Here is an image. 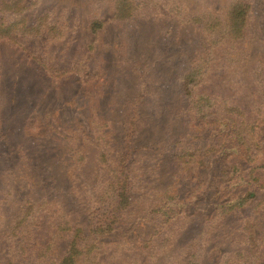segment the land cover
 <instances>
[{
  "label": "rangeland",
  "instance_id": "1",
  "mask_svg": "<svg viewBox=\"0 0 264 264\" xmlns=\"http://www.w3.org/2000/svg\"><path fill=\"white\" fill-rule=\"evenodd\" d=\"M238 1L8 0L0 259L58 264L68 250L75 264L264 259V0H245L242 37L216 31ZM235 160L254 168L256 195L224 213ZM31 203L24 252L12 232ZM168 204L179 211L169 219Z\"/></svg>",
  "mask_w": 264,
  "mask_h": 264
},
{
  "label": "trees",
  "instance_id": "2",
  "mask_svg": "<svg viewBox=\"0 0 264 264\" xmlns=\"http://www.w3.org/2000/svg\"><path fill=\"white\" fill-rule=\"evenodd\" d=\"M7 3H8V0H1L0 1V13L5 12V10H3V7L5 8ZM251 6L252 5L249 1L247 2L245 0H239L237 3H235L233 5V7L229 13V23L225 27H223L222 22H220L219 19L216 18L217 19V22L215 23L216 31L224 33V31L227 30L228 34H230L231 36L233 35L235 38L242 37L243 33H244L243 32L244 27H246V24H247L246 19L248 16V12L250 11ZM22 14H23V17L21 19H23V21H24L23 27L24 26L30 27V24H27V21L29 22V20H28L29 14H27V12L25 13V11L22 12ZM32 24H35V23H32ZM34 27L37 28V30H39L40 25H37V26L32 25L31 26V28H34ZM99 27H100V21H95L94 22V28H99ZM9 32H10V27H8V22L6 21V19L3 16L0 15V44H1V40L5 38V36H6L5 34H8ZM23 51L27 52V55L29 56V58H31L33 61L38 63L39 67L40 66L46 67L45 63L42 60H39L38 58L34 57L30 53L29 50L23 49ZM48 66L53 68L52 65L48 64ZM1 70H2V66L0 64V84L2 82ZM60 70H62V69L60 68ZM63 74H65V73H63ZM189 84H190V80L188 79V81L187 80L185 81V88L188 90V93H190L193 90V86H194V85L189 86ZM202 97H205L208 100L211 99L210 96H208V95H203ZM251 125H252V129L254 131V134L257 137L256 140H259V133L261 131L260 126L253 124V123ZM5 137H6V134H5V130H4L3 121L0 118V144H2ZM237 138L240 140L242 139L240 137V135H238ZM247 156L249 157L248 152H247ZM240 161L241 160H235V163H236V170H235V174H234L235 177L232 178L230 184L227 186L229 196L227 198H225L223 201H221V205L223 206L222 208H223L224 213L228 212L231 209H234L235 207H240L244 203L243 201H247L248 199H250L256 195L255 185H256L258 177H257V175L254 174V168L246 167V164L240 163ZM233 184H236L235 185L236 187L232 188ZM232 190L233 191L237 190V191L233 192ZM117 193L118 192H116V190H115L114 194H113V197H114L113 200L120 197L119 203L122 205L121 210L125 209L127 207L128 203L124 202L125 199L123 197H121V194L118 197H116L118 195ZM44 204L51 205L47 201H44V202H42V204H40V206L44 205ZM228 204H230L231 206L226 208ZM173 206L174 205L168 204L166 209L164 210V211H166V215H167V217L166 216L165 217L168 219H169V217L175 216L179 212ZM35 209L36 208L34 207V204L31 203V206H29L26 210L25 216L21 220H19V222L16 224V226L14 228V231L12 232L13 238L15 237L17 244L19 245V247L24 252L29 251L30 245H28V244L30 242L26 241V240H21V239H25V238L31 239V237H32L31 230L34 227L33 225L36 222V217H34V216H36L35 215ZM226 209H227V211H226ZM167 211H170V213ZM30 223H32V224L30 225ZM224 225H225V223H224ZM103 231H106V229ZM20 236H22V237L19 238ZM24 242H26V243H24ZM75 261H76L75 253L68 250L66 255L62 259H60L58 264H75L76 263ZM0 264H23V263L22 262L16 263L13 260L0 259ZM31 264H38V263L33 262ZM259 264H264V259L263 260L261 259L259 261Z\"/></svg>",
  "mask_w": 264,
  "mask_h": 264
}]
</instances>
